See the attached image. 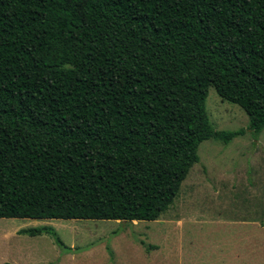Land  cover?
<instances>
[{"label":"trees","instance_id":"16d2710c","mask_svg":"<svg viewBox=\"0 0 264 264\" xmlns=\"http://www.w3.org/2000/svg\"><path fill=\"white\" fill-rule=\"evenodd\" d=\"M212 86L257 137L264 0H0V218L157 220L199 145L245 132Z\"/></svg>","mask_w":264,"mask_h":264},{"label":"rangeland","instance_id":"374dc122","mask_svg":"<svg viewBox=\"0 0 264 264\" xmlns=\"http://www.w3.org/2000/svg\"><path fill=\"white\" fill-rule=\"evenodd\" d=\"M206 107L215 129L245 132L203 141L157 220L0 218V264H264V129L213 86Z\"/></svg>","mask_w":264,"mask_h":264}]
</instances>
